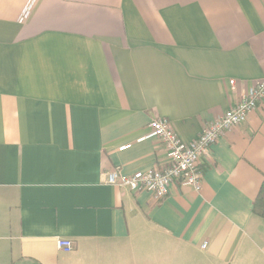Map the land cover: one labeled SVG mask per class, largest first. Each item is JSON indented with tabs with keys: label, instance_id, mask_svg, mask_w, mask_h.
I'll return each mask as SVG.
<instances>
[{
	"label": "crops",
	"instance_id": "0c3cea01",
	"mask_svg": "<svg viewBox=\"0 0 264 264\" xmlns=\"http://www.w3.org/2000/svg\"><path fill=\"white\" fill-rule=\"evenodd\" d=\"M263 79L264 0H0V264H264V102L201 191L104 176L166 169L151 121L191 142Z\"/></svg>",
	"mask_w": 264,
	"mask_h": 264
},
{
	"label": "built area",
	"instance_id": "2783aa9c",
	"mask_svg": "<svg viewBox=\"0 0 264 264\" xmlns=\"http://www.w3.org/2000/svg\"><path fill=\"white\" fill-rule=\"evenodd\" d=\"M230 84L234 86L236 81L231 80ZM262 102H264V79L242 93L235 105L215 118L202 134L191 142L182 139L167 119L151 121L145 137L160 140L171 165L164 170L152 169L135 173H126L121 167H115L104 173L105 183L126 187L134 192L149 191L158 199H164L173 185H189L196 191H201L202 173L199 166L202 156L227 130L244 124ZM57 245L66 251L74 247L73 241L68 239H58Z\"/></svg>",
	"mask_w": 264,
	"mask_h": 264
},
{
	"label": "trees",
	"instance_id": "16d2710c",
	"mask_svg": "<svg viewBox=\"0 0 264 264\" xmlns=\"http://www.w3.org/2000/svg\"><path fill=\"white\" fill-rule=\"evenodd\" d=\"M254 212L264 218V183L260 189L258 197L254 202Z\"/></svg>",
	"mask_w": 264,
	"mask_h": 264
}]
</instances>
